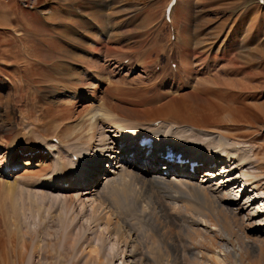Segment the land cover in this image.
Here are the masks:
<instances>
[{"label":"rangeland","instance_id":"374dc122","mask_svg":"<svg viewBox=\"0 0 264 264\" xmlns=\"http://www.w3.org/2000/svg\"><path fill=\"white\" fill-rule=\"evenodd\" d=\"M82 1L0 0V258L5 263L0 262L131 264L133 240L136 264H146L140 257H153L157 250L168 255L158 236L165 222L149 214L148 202L112 209L107 204L113 193L105 205L93 204L95 194L87 195L81 199L85 207L66 193H59V200L48 197V189L34 183L52 173L54 157H46V147L41 158L17 152L29 142L43 147L51 139L70 148L82 134L83 143L94 145L88 140L95 121L90 110L109 108L126 118L131 115L116 109L126 106L142 112L136 124L170 120L179 128L209 130L203 134L231 135L252 151L242 171L252 189L244 194L243 182L230 186L238 201L192 206L191 187L156 191L163 198H184L179 202L186 209L184 228L166 227L184 245L183 264H264V254L254 247L264 239V3L177 0L167 20L169 0ZM25 160L35 165L18 166ZM114 165L102 164L98 189ZM206 168L185 176L197 183L205 179L202 184L213 188L227 185L223 173L206 181ZM220 169L213 167L218 174ZM253 190L260 196L256 201ZM109 218L120 222L115 229Z\"/></svg>","mask_w":264,"mask_h":264},{"label":"bare ground","instance_id":"6f19581e","mask_svg":"<svg viewBox=\"0 0 264 264\" xmlns=\"http://www.w3.org/2000/svg\"><path fill=\"white\" fill-rule=\"evenodd\" d=\"M177 67L178 66L176 65V68ZM116 109L117 111L119 110L131 116L126 118L118 117L116 114H110L111 109L109 108L104 109L98 107L94 111L93 109L90 110L89 115H91L95 121L93 122V127L91 129L92 132L89 131L90 134L88 140L90 142L96 141L94 142V145H86L83 143V141L80 139H82V136H86V134H82L79 135L81 137H77V140H79L77 143L69 145L70 148L66 146V141L64 143L63 140H57L56 142L55 140L51 139V142L47 140L48 142H45V146L43 147H41V142L40 147L37 145L33 146V144L31 145L29 142L26 145V149H21V147H18L19 149L17 148V152L22 151L23 154L26 152L29 155L34 154L32 157L41 158L43 149L46 147V152L48 153L46 157H54L53 159L56 160V162L54 161V164H57L55 166H53L54 164L52 165L54 169L51 174L48 175L47 172H44L45 176H43L46 178V180H43L44 178L39 179L38 183L37 179H35L36 183H34L35 181L33 180L34 184H39L40 186H43L49 190L45 192L48 197L50 195L59 198L60 196H57L60 195L59 193H66L67 195L62 196L73 202V200L80 201L87 195L95 194L93 204L105 205V200H107L110 193H113V201H111L110 204H107V206H111L110 208L112 209H120L125 205L127 207L130 204H134L135 206L141 208L143 202H148L150 208L153 209L151 212H149V214L155 216L160 220V222H165V227L161 225V227H163L162 229L165 228L163 230L164 232L159 233L158 236L166 244V246H168V255L163 252L164 250H157L153 257L146 256L144 258L140 257V259L146 261V264H152V262L155 260L156 261L153 262V264H183L181 257L183 256L184 245L182 244L177 233L175 234V232L173 233L168 231L167 229L169 228L166 229V227L184 228L183 222L187 217L185 212L186 209L183 204H179V202H182L184 198L180 197V199H176L175 196L163 198L160 194L165 193V188H170L173 190L175 187L180 188L182 185H184L186 187H191L193 197L189 202L190 205L196 204L197 206V204L199 205L200 203L222 205L223 202L227 201L224 199L238 201L239 198L234 195L233 191L230 189V186L234 181L238 183L243 182V186L245 187L243 193H248L247 189L251 187H247L248 182L245 181L246 174H244L242 171H245L247 165L250 164L251 158L254 155L250 149L246 150L238 146V143L233 142V139H230L231 135H225L221 132L203 134L201 131L205 132L209 130H201L187 124H183L181 128H179V125H176L170 120L164 119H160V121L145 120L136 124L134 121L135 116L141 114L142 112L126 106H118ZM119 126L122 129L117 130V127ZM95 130L98 131V138L96 137L97 135ZM26 137H28V135ZM149 137L154 139L153 144L152 146L143 149L139 145V141H141L143 138ZM30 138L31 136H29V139ZM36 140L37 139H35V141ZM11 145L13 146V144ZM168 146L170 148H168ZM139 149L142 152L140 151L139 153L133 155L132 152ZM11 151L12 148H9L8 154ZM111 152L115 154L113 158H110L111 154L109 153ZM171 152L181 154V158L183 160H190V162L199 163V167H208L204 170V176L208 178L206 181H210L222 173L224 175L226 174L222 179L225 180V178H228L226 179L228 182H226L227 185L225 187L218 185V188H213L210 185L202 184L205 183V179L201 183H197L193 180L194 178H187L185 175L194 177L199 167H197L196 170L192 172L189 169V163L179 164L173 162L171 156L169 155ZM10 155L11 154H9V156ZM161 155H168L169 159L165 164L160 166V169H156L155 164L159 159H161ZM75 156H77L76 160ZM25 161L26 162H21L20 164L18 163V166L28 167L33 163L31 161ZM107 162L110 164L115 162L116 166H112L110 172H108L110 173V175H108L109 179L105 181L106 183L103 189H98L97 186L100 183V180L103 179V174L105 171L102 168V164ZM135 162H137L136 165ZM167 165L171 166L169 167L170 171L168 174H164L162 171L165 169V167H167ZM216 166L221 168L219 174L213 170V167ZM5 168L6 167L3 169ZM140 168H142V171L139 170ZM235 172H239V174L235 176V174H237ZM231 175L234 177H231ZM26 177L27 175L24 178L26 179ZM59 177H62V179ZM26 180L28 181L29 179ZM119 181L125 182V185L120 187L121 184ZM25 184H27V182ZM115 184H118V187L116 186L118 190L114 189L113 185ZM152 184L155 190L152 187ZM184 192L186 193V190ZM253 192H257V190H253ZM256 194L258 197H256L253 201H256V199L260 197L258 192ZM262 200L264 201V198ZM81 205V207H85V202L82 201ZM92 207L95 211L98 210L97 207ZM112 209L110 210L112 211ZM231 210L232 212L236 213L235 209ZM163 218L164 220H161ZM107 223L112 224L115 229L120 222L118 219L117 221L113 219L112 221L107 220ZM133 242L135 243V240H133ZM133 244L131 245L129 251L131 253L130 255L135 256L136 246ZM254 245V247L258 249L262 256L264 254V239L256 241ZM191 254L194 255V251H192ZM130 255L128 257H130ZM132 256L131 258H133ZM131 258L128 260V262H131V264H136L134 263L136 259L133 260V262ZM0 261L5 263L4 257ZM1 262L0 264H3Z\"/></svg>","mask_w":264,"mask_h":264},{"label":"crops","instance_id":"0c3cea01","mask_svg":"<svg viewBox=\"0 0 264 264\" xmlns=\"http://www.w3.org/2000/svg\"><path fill=\"white\" fill-rule=\"evenodd\" d=\"M87 2H88V0H84V1H82V3H84L85 5H87ZM100 3H101V4H104L105 1H101ZM64 13H65V12H64Z\"/></svg>","mask_w":264,"mask_h":264}]
</instances>
